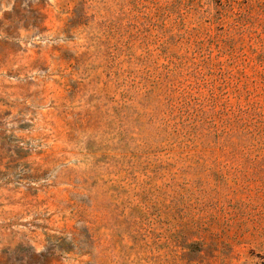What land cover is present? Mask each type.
<instances>
[{"label": "rangeland", "instance_id": "rangeland-1", "mask_svg": "<svg viewBox=\"0 0 264 264\" xmlns=\"http://www.w3.org/2000/svg\"><path fill=\"white\" fill-rule=\"evenodd\" d=\"M0 264H264V0H0Z\"/></svg>", "mask_w": 264, "mask_h": 264}]
</instances>
